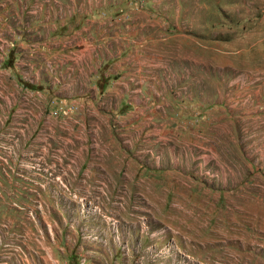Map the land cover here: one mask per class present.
Wrapping results in <instances>:
<instances>
[{"label": "rangeland", "instance_id": "1", "mask_svg": "<svg viewBox=\"0 0 264 264\" xmlns=\"http://www.w3.org/2000/svg\"><path fill=\"white\" fill-rule=\"evenodd\" d=\"M0 0V264H264V0Z\"/></svg>", "mask_w": 264, "mask_h": 264}, {"label": "crops", "instance_id": "2", "mask_svg": "<svg viewBox=\"0 0 264 264\" xmlns=\"http://www.w3.org/2000/svg\"><path fill=\"white\" fill-rule=\"evenodd\" d=\"M12 2L16 3V1H14V0H8V4H7L8 9L6 8L7 12H9V10H11V3Z\"/></svg>", "mask_w": 264, "mask_h": 264}]
</instances>
